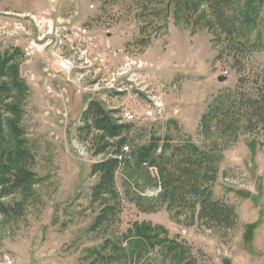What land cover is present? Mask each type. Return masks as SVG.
I'll list each match as a JSON object with an SVG mask.
<instances>
[{"label":"rangeland","instance_id":"374dc122","mask_svg":"<svg viewBox=\"0 0 264 264\" xmlns=\"http://www.w3.org/2000/svg\"><path fill=\"white\" fill-rule=\"evenodd\" d=\"M157 1L0 0V53L22 50L19 72L28 85L17 117L21 164L37 176L25 216L0 218V264H170L187 256L200 264H264V123L208 121L220 101L256 95L264 85V0ZM46 20L96 35L93 64L79 69L87 71L80 80L77 72L73 79L47 75L54 45L41 46ZM234 27L247 43L242 50L238 38L228 42L222 33ZM90 99L121 121L134 114L123 121L131 124L130 146L150 148L154 161L118 166L102 202L92 199L98 177L91 166L110 151L96 154L92 135L79 131ZM189 144L216 169L205 193L235 208L233 228L209 227L199 203L194 215L175 217L158 199L155 165L172 169ZM107 205L108 219L96 226Z\"/></svg>","mask_w":264,"mask_h":264},{"label":"trees","instance_id":"16d2710c","mask_svg":"<svg viewBox=\"0 0 264 264\" xmlns=\"http://www.w3.org/2000/svg\"><path fill=\"white\" fill-rule=\"evenodd\" d=\"M156 1L140 0V3L154 4ZM245 19L246 17L243 20ZM234 28H223L222 33L226 32L228 42L238 38L237 48L242 50L247 43L235 34L239 31ZM22 57L23 52L18 47L0 53V152L4 156V162L0 161V218L6 220L25 216L27 206L34 196L37 181L36 173L21 164L25 148L22 128L17 117L22 112L21 104L28 94V85L19 72ZM234 58H237L235 67L241 73L243 61L238 58V54ZM244 78L245 75L241 76L240 80ZM256 90V95L241 94L220 101L208 114V121L216 119L217 124L228 127L236 125L237 120H246L250 126L254 118L259 123H264V85H259ZM80 123L83 125L79 127V131H86L88 135H92L96 154H107L110 151V154L91 166V174L98 177L92 188L94 201L102 202L105 193L113 189L115 172L121 164L136 168H150V165H154V161L150 159V148L130 146L128 135L131 124L121 121L116 110L106 108L96 99H90L83 110ZM181 154V158L172 169L155 165L160 171L161 190L158 199L168 203L175 217L189 212L194 215L196 205L199 203L198 217L209 227L233 228L237 222L235 208L222 201L212 200L205 193L206 183L214 179L210 177V173L216 172V169L203 157L204 154H199V149L195 145H186ZM203 169L204 180L200 176ZM109 209V205L102 209L96 219V226H100L108 219ZM172 243L178 248L177 243ZM170 264L200 262L195 256H187L179 261L172 260Z\"/></svg>","mask_w":264,"mask_h":264},{"label":"built area","instance_id":"2783aa9c","mask_svg":"<svg viewBox=\"0 0 264 264\" xmlns=\"http://www.w3.org/2000/svg\"><path fill=\"white\" fill-rule=\"evenodd\" d=\"M94 6V5H93ZM35 22L40 25L42 22L37 20L35 16L32 15ZM47 21V20H46ZM89 30L86 26L76 25V24H59L55 25L53 20L47 21V27L42 33L39 39H43L41 46L46 48L48 46H53L54 44H63V52L60 55H53V50L51 51L54 57V62L52 63V69L46 70L47 75L51 78L64 75L66 79L72 78V74L77 72L79 80L85 76L87 71L81 72L79 69L86 65L87 67L93 64V59L91 56L94 54V40L89 36ZM52 35L53 37H50ZM85 36V37H84ZM82 42L81 45H78ZM38 49V48H37ZM35 51L33 48L30 49L29 54H33ZM97 58V56H94ZM103 61V59H101ZM130 66V63L126 66ZM141 66V64H139ZM123 68L122 72L124 71ZM121 72V73H122ZM127 72V71H124ZM73 79V78H72ZM48 93H52L53 89L51 85L46 86ZM156 106H159L158 101H154ZM149 115L153 114V110L148 111ZM134 118V114L131 112L124 113V119L130 121ZM123 120V121H125ZM6 260L12 263V259L7 257Z\"/></svg>","mask_w":264,"mask_h":264},{"label":"bare ground","instance_id":"6f19581e","mask_svg":"<svg viewBox=\"0 0 264 264\" xmlns=\"http://www.w3.org/2000/svg\"><path fill=\"white\" fill-rule=\"evenodd\" d=\"M63 52V44H54L53 55H60ZM118 90H122L121 87H117Z\"/></svg>","mask_w":264,"mask_h":264},{"label":"crops","instance_id":"0c3cea01","mask_svg":"<svg viewBox=\"0 0 264 264\" xmlns=\"http://www.w3.org/2000/svg\"><path fill=\"white\" fill-rule=\"evenodd\" d=\"M73 24H76V25H80V24H78V23H73ZM89 36L90 37H92L93 38V42H94V45H96V43H97V37H96V35L93 33V31H91V30H89ZM85 37V36H84ZM109 43H110V41H109ZM82 44V42H79V44L78 45H81Z\"/></svg>","mask_w":264,"mask_h":264},{"label":"water","instance_id":"95a60500","mask_svg":"<svg viewBox=\"0 0 264 264\" xmlns=\"http://www.w3.org/2000/svg\"><path fill=\"white\" fill-rule=\"evenodd\" d=\"M220 80H222V77H220Z\"/></svg>","mask_w":264,"mask_h":264}]
</instances>
